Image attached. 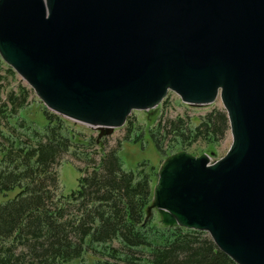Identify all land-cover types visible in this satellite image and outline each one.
<instances>
[{"label": "water", "instance_id": "95a60500", "mask_svg": "<svg viewBox=\"0 0 264 264\" xmlns=\"http://www.w3.org/2000/svg\"><path fill=\"white\" fill-rule=\"evenodd\" d=\"M0 57L45 108L110 136L169 92L220 101L231 145L157 171L146 220L264 264V0H0Z\"/></svg>", "mask_w": 264, "mask_h": 264}, {"label": "trees", "instance_id": "16d2710c", "mask_svg": "<svg viewBox=\"0 0 264 264\" xmlns=\"http://www.w3.org/2000/svg\"><path fill=\"white\" fill-rule=\"evenodd\" d=\"M30 93L19 86L0 104V195L14 192L0 204V264H74L87 254L93 264H236L205 232L146 220L157 174L144 171L146 164L124 171L115 149L94 160L92 149H103L108 136L79 134L45 108L44 130H36L24 114ZM228 129L226 113L213 109L196 127L160 120L149 134L166 157L181 150L199 156L200 143L218 145ZM66 154L84 166L76 167L77 189L62 195L57 168Z\"/></svg>", "mask_w": 264, "mask_h": 264}, {"label": "rangeland", "instance_id": "374dc122", "mask_svg": "<svg viewBox=\"0 0 264 264\" xmlns=\"http://www.w3.org/2000/svg\"><path fill=\"white\" fill-rule=\"evenodd\" d=\"M7 68L8 66L0 57V104L6 101V96L10 91L16 92L19 86L28 88L31 93L28 98L29 104L26 107L24 114L29 122L33 121L35 123V129L42 132L46 125V119L42 113L45 106L37 98L33 90L29 88V86L22 81L16 73L14 76L7 73ZM164 101H166V103L162 102L155 109L150 111H133L127 118L131 123H126L123 127L115 129L113 133L106 138L103 149L96 147L100 150H97V152H99L98 154L95 148L92 149L93 154H91L94 160H99L100 154L103 153L102 150L107 152L115 149L117 150L124 171L136 172L141 168V165L146 164V166L143 167L144 171L149 172L153 169L157 174L158 168L166 156L164 153H161L156 149L150 138L149 131L153 130L160 120L165 121L183 118L188 122L189 126L196 127L199 124L200 119L213 109L223 110L219 100L209 106H189L183 104L180 99L171 92L168 93ZM70 128L86 137L92 136L95 138L98 134L96 131L72 121H70ZM135 136L139 137V140L136 142L132 140ZM200 144L199 150L203 152L201 154H207L210 157L211 162L218 160L226 154L231 145L230 130L228 129L225 132L223 139L218 145L205 146V144ZM193 148H195V146L192 147V149ZM211 152H214L215 156H212ZM83 166L84 164L75 159L74 156L69 154L63 156L61 163L57 168L60 181V193L62 195H68L71 191L77 189L79 173L77 172L76 167L83 168ZM13 196L14 192L8 194V198ZM8 198L0 195V204L7 201ZM150 218L153 219L154 225L159 227L163 226L160 223V216L157 212L154 211ZM114 245L116 244L114 243ZM95 259V257L87 254L82 260L74 261L73 263L93 264Z\"/></svg>", "mask_w": 264, "mask_h": 264}]
</instances>
